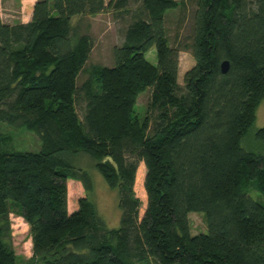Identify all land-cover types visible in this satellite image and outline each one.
I'll list each match as a JSON object with an SVG mask.
<instances>
[{"label": "trees", "instance_id": "trees-1", "mask_svg": "<svg viewBox=\"0 0 264 264\" xmlns=\"http://www.w3.org/2000/svg\"><path fill=\"white\" fill-rule=\"evenodd\" d=\"M180 1L141 0L112 65L79 85L90 41L71 17L127 0H35L27 22L0 19V219L13 207L27 225L26 264H264V204L248 195L252 186L264 200V127L244 141L261 153L240 146L264 101V0H194L193 64L179 84V49L168 45L163 14ZM150 48L154 63L144 56ZM3 125L32 131L39 148L9 146ZM83 158L116 192V228L86 195L66 209L67 179L91 186ZM193 211L203 213L205 233L190 234ZM2 232L0 264H15Z\"/></svg>", "mask_w": 264, "mask_h": 264}, {"label": "rangeland", "instance_id": "rangeland-1", "mask_svg": "<svg viewBox=\"0 0 264 264\" xmlns=\"http://www.w3.org/2000/svg\"><path fill=\"white\" fill-rule=\"evenodd\" d=\"M14 1L9 0L12 5ZM104 3L107 0H103ZM141 0H127L126 6L122 9H103L94 15H86L74 20H70L74 24V33L76 35L85 34L90 41V49L83 65V69L76 79L77 85L85 79L88 74L93 78V70L101 66H111L113 63L112 47L118 46L125 31V28L134 18L136 11L140 7ZM0 4H2L0 0ZM9 5V4H8ZM195 7L194 0H181L177 7L166 10L163 14V26L166 33L168 45L175 46L179 49L177 54V83L181 84V76L183 72L193 64L192 56L189 52V44L192 35V12ZM12 6L4 7L7 12ZM13 13V10H10ZM3 18L7 16L3 14ZM145 58L151 63L155 62L154 50L150 48L144 53ZM148 97V89L139 92L135 99L134 111L136 115L142 117L145 111V104ZM82 104L76 105V113L80 119V109ZM264 127V101L261 100L254 110V120L248 127L245 136L240 140V146L244 150L253 152H262L260 146L253 142L252 148L246 147L244 144L247 134L253 135L256 129ZM2 131L8 133L10 141L8 145L18 150H37L40 146L38 137L32 132L22 127H13L3 125ZM91 161L83 158L80 163L90 175L91 186L85 190L81 183L76 180H66V209L68 212L76 208V200L86 195L94 206L97 214L102 217L106 227L116 228L118 226L119 211L116 206V192L104 182L101 175L92 167ZM136 172L135 191L141 201L138 215L141 214L145 200L142 198V163H138ZM135 177V176H134ZM248 195L264 204L262 197L250 186ZM11 207V205H10ZM7 214L6 222L0 219V227H2V235L7 240L15 254V264H26L27 258L30 256V240L27 225L22 221L21 217L13 212L14 208ZM190 234L205 233L206 225L203 213L193 211L187 213ZM133 264H156L151 258L135 262Z\"/></svg>", "mask_w": 264, "mask_h": 264}, {"label": "crops", "instance_id": "crops-1", "mask_svg": "<svg viewBox=\"0 0 264 264\" xmlns=\"http://www.w3.org/2000/svg\"><path fill=\"white\" fill-rule=\"evenodd\" d=\"M35 0H16L14 1V5L12 3H9V0H1L2 4H0V19L2 22L8 23V24H13L17 22H27L31 18V9H32V4ZM12 6L13 13L9 10L7 12H2L4 11V7H9V5ZM3 14L6 17L3 18ZM75 209V208H74ZM72 209V210H74Z\"/></svg>", "mask_w": 264, "mask_h": 264}, {"label": "water", "instance_id": "water-1", "mask_svg": "<svg viewBox=\"0 0 264 264\" xmlns=\"http://www.w3.org/2000/svg\"><path fill=\"white\" fill-rule=\"evenodd\" d=\"M227 68H228V62H227V60L224 59V60H222V61L220 62V64H219L220 72H221L222 74L226 73Z\"/></svg>", "mask_w": 264, "mask_h": 264}]
</instances>
